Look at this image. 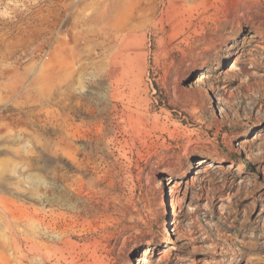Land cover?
Here are the masks:
<instances>
[{
  "label": "rangeland",
  "instance_id": "374dc122",
  "mask_svg": "<svg viewBox=\"0 0 264 264\" xmlns=\"http://www.w3.org/2000/svg\"><path fill=\"white\" fill-rule=\"evenodd\" d=\"M0 264H264V0H0Z\"/></svg>",
  "mask_w": 264,
  "mask_h": 264
},
{
  "label": "bare ground",
  "instance_id": "6f19581e",
  "mask_svg": "<svg viewBox=\"0 0 264 264\" xmlns=\"http://www.w3.org/2000/svg\"><path fill=\"white\" fill-rule=\"evenodd\" d=\"M45 103V102H44ZM195 163H197V164H199V165H203V164H206L207 163V161H204L203 160V158H200L197 162H195ZM167 179V178H166ZM169 179V178H168ZM170 182V180L168 181V183ZM174 183V180L172 181V182H170V184H173ZM140 261H142L143 263H145L146 262V256H144V257H142L141 259H140Z\"/></svg>",
  "mask_w": 264,
  "mask_h": 264
}]
</instances>
